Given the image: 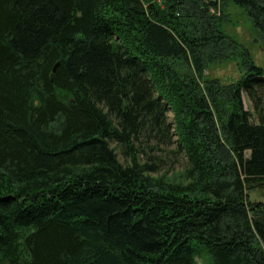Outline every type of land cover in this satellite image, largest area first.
<instances>
[{"label":"trees","instance_id":"1","mask_svg":"<svg viewBox=\"0 0 264 264\" xmlns=\"http://www.w3.org/2000/svg\"><path fill=\"white\" fill-rule=\"evenodd\" d=\"M228 6L264 40V0H0V264H264V70L207 74Z\"/></svg>","mask_w":264,"mask_h":264},{"label":"rangeland","instance_id":"2","mask_svg":"<svg viewBox=\"0 0 264 264\" xmlns=\"http://www.w3.org/2000/svg\"><path fill=\"white\" fill-rule=\"evenodd\" d=\"M213 1V0H212ZM218 7L214 9L213 13L219 15L222 10V0H217ZM226 25L224 31L229 37H231L238 45L239 51L235 53L230 61L223 63H216L209 67L208 76L210 78H217L222 83L237 82L245 74L246 68L244 67V61L246 60V54H249L251 62L257 67L264 70V40L255 32L252 23L249 21L245 13L234 6H228L225 10ZM247 109H251L247 97L245 98ZM172 120L173 116L170 115ZM121 160L122 154L119 152ZM167 174V172L161 174ZM169 180H175L177 184L184 186L188 185V182H184V178H180L181 170L176 169L169 172ZM159 174L157 178L161 176ZM184 177V176H183ZM180 178V179H179ZM251 199L261 200L264 202V189L251 192ZM199 250V249H198ZM198 258V264H211L209 255Z\"/></svg>","mask_w":264,"mask_h":264}]
</instances>
